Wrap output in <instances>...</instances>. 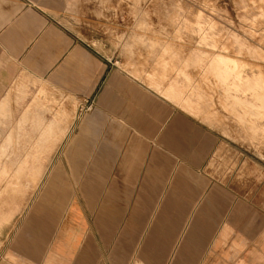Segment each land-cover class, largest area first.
Instances as JSON below:
<instances>
[{
    "label": "crops",
    "instance_id": "crops-1",
    "mask_svg": "<svg viewBox=\"0 0 264 264\" xmlns=\"http://www.w3.org/2000/svg\"><path fill=\"white\" fill-rule=\"evenodd\" d=\"M61 2L0 0L2 51L93 103L66 152L74 196L0 231V264H86L90 236L99 264H264V210L204 170L217 138L64 27Z\"/></svg>",
    "mask_w": 264,
    "mask_h": 264
},
{
    "label": "rangeland",
    "instance_id": "rangeland-1",
    "mask_svg": "<svg viewBox=\"0 0 264 264\" xmlns=\"http://www.w3.org/2000/svg\"><path fill=\"white\" fill-rule=\"evenodd\" d=\"M52 14L138 89L210 131L218 141L204 170L264 210V0H64ZM92 105L0 48V211L14 212L1 233L40 204L72 199L66 152ZM89 238L86 264H99Z\"/></svg>",
    "mask_w": 264,
    "mask_h": 264
},
{
    "label": "bare ground",
    "instance_id": "bare-ground-1",
    "mask_svg": "<svg viewBox=\"0 0 264 264\" xmlns=\"http://www.w3.org/2000/svg\"><path fill=\"white\" fill-rule=\"evenodd\" d=\"M223 63H225V62H223ZM242 80V79H241ZM249 83V82H248ZM247 85V84H246ZM248 87L249 88H251V86L250 85H248ZM259 91V90H258ZM260 92V91H259ZM260 93H262V92H260ZM259 95V94H258ZM254 99H255V97H254ZM35 103H37V102H35Z\"/></svg>",
    "mask_w": 264,
    "mask_h": 264
}]
</instances>
